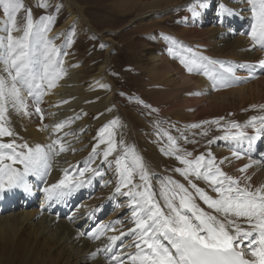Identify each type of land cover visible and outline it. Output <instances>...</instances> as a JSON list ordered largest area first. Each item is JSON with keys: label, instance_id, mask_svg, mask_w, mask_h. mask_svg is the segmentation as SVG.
Returning <instances> with one entry per match:
<instances>
[{"label": "bare ground", "instance_id": "obj_1", "mask_svg": "<svg viewBox=\"0 0 264 264\" xmlns=\"http://www.w3.org/2000/svg\"><path fill=\"white\" fill-rule=\"evenodd\" d=\"M65 2L72 12L64 23L71 19L76 20L81 31H88L98 36L101 42L107 41L108 47L101 64L94 72L85 76L82 71L73 68L71 62L65 57L62 59L61 55L58 57L55 55L57 52L55 38L50 37L51 32L54 33L55 30L42 34L38 29L32 28L33 38L29 37L28 49L32 59L42 63L46 50L54 49L53 69L60 75L55 81V86L51 88L48 87L46 80L41 81L38 77L33 79L31 81L33 95L31 96L28 95L26 85H18L27 107L17 111L11 104L7 105V112L4 119L0 120V124H3L13 135L0 137V143H10L14 140L16 145L27 144L32 148L41 145L45 150L53 141L58 143L55 145L50 159V169L46 175L37 176L30 173L25 176V187L0 193V251L5 254L18 251L23 258L22 264H30L28 261H32L31 264H117L113 257H119L121 264H133L130 256L138 251L135 244L139 237L131 230L136 227L133 212H138L139 206L134 201L133 195L125 194L130 190L134 192L135 189L132 185L122 186L117 158L131 168L135 166V158L140 157L149 173L151 190L156 193V199L162 207L164 200L161 199L160 192L162 186L168 183V178H171L188 188L193 194L192 202L199 208L212 212L221 219L223 215L214 213L208 208L190 187L189 180L176 171V169H186L188 166L170 156L166 149L158 145L157 140L151 139L150 142L145 135H141L134 126L136 123L134 118L132 119V114L130 115L116 103L113 85L105 70L108 66V51L113 45L112 40L94 29L93 23H89L82 15L75 3L76 0H65ZM170 2L169 0H152L142 3L134 0H113L110 3L120 12L128 14L133 12L126 23L128 26L148 16L159 19L161 13L180 4ZM206 11V5L200 7L196 15H193L192 11H186L185 15L189 16L191 23H196V27L183 30L179 37H196L192 40L196 42L194 52L201 53L202 57L216 61L220 53L228 58L232 68L238 65L239 68L247 67L248 72L254 70L257 77L253 81L245 86H235L220 94L214 93L204 98L207 105L201 109V96L188 97V93L201 91L205 94L203 96L211 93H208L211 87L202 70L196 74L189 72L188 69L182 70L170 64L162 51H156L149 53L152 62L144 72L153 84H158L161 88L157 100L173 95L162 102H154L160 110L170 113L175 118L188 119L202 115L207 108L206 111L211 112V109L231 106L228 130L221 133V126L207 134L210 135L204 144L207 145V154L201 162L205 165L204 171H206L208 161L212 160L213 172L216 167H219L223 173L238 180L240 187H249L250 190L255 191L256 188L264 186V127H262L264 125V66L260 64V61H264V42H257V48L252 49L256 41L251 36L254 20L250 0H241L235 7L228 9H219L218 5L216 15L218 21L222 20L224 30L222 33L217 31L216 36L209 33L206 30L208 28L198 27L199 22L205 19ZM221 14L224 16L223 19ZM10 27V23L7 25L0 19V40L6 42L7 29ZM16 27L18 30L13 31L12 34L15 37H21L18 25ZM236 30L237 32L233 35ZM5 57V49L0 47V77L10 80L8 72L5 71L7 67L4 64ZM202 63L208 67L206 64L208 61H202ZM239 63L242 65L239 66ZM245 74L247 73L244 72V77ZM37 102L41 109L40 113L36 112ZM90 114L94 115V119L88 120ZM113 121L116 123L113 124ZM137 121L140 122V119L137 118ZM58 123H63L64 127L57 131L55 126ZM104 123L106 127L100 128ZM233 124L239 125V128L232 127ZM91 125H95L98 132H96V144L89 148L84 144L92 135ZM257 129H260L259 134ZM102 130L105 131L102 133ZM239 131L245 132L246 137L241 138V142L243 141L241 145L232 147V151L238 154L239 158H237V155L228 150L227 142ZM109 134L115 144V150L106 159L104 153L109 147L107 143ZM102 135L104 143L100 142ZM250 137L254 138L249 139ZM142 139L151 144L146 145V150L141 148ZM167 141L166 139L163 143ZM177 143L175 142V146ZM61 146L64 147V151H59ZM173 147L169 142L168 148L173 149ZM94 149L98 151V157L92 152ZM161 149L164 153L159 157L157 154L162 153ZM16 150L26 151L21 148ZM149 155H152L155 160ZM109 159H113L111 168L103 173V163L105 164ZM5 163H11V161L6 160ZM245 165L250 166L246 171H240ZM13 167L23 170V165L19 163L14 164ZM85 168L89 171L81 176L80 172ZM101 174L105 175L103 180L99 182V185H95ZM155 175H159L158 177L165 179L166 182L157 181ZM139 177L140 172L137 168L132 177L133 185L142 183ZM111 178L116 180L114 185L109 184ZM59 179L65 180L66 188L52 189L53 194L49 199L44 189L56 185ZM189 179L213 199L219 198L218 193L213 191L214 185L210 182L203 178L197 179L195 175H190ZM117 187H120V192L116 191ZM91 191H93L92 194H90ZM139 199L136 197V200ZM176 202L179 203L178 200ZM107 208H110L111 213L103 220V214ZM164 210L167 212V209ZM187 214L191 215L190 212ZM230 218L236 220L242 229L250 228L245 217ZM112 236L118 239L112 242L110 241ZM253 236L258 238L256 233ZM244 243L247 245L248 242ZM93 253L96 255L93 256ZM246 258L254 259L250 253H246ZM137 264H139L138 261Z\"/></svg>", "mask_w": 264, "mask_h": 264}, {"label": "snow or ice", "instance_id": "obj_2", "mask_svg": "<svg viewBox=\"0 0 264 264\" xmlns=\"http://www.w3.org/2000/svg\"><path fill=\"white\" fill-rule=\"evenodd\" d=\"M250 2L254 20L251 36L254 41L264 42V0H250ZM0 5L3 6L11 24L10 29H7L6 42L0 40V47H3L6 52L4 64L7 67L5 71L10 77V80L0 77V120H3L8 104H11L17 111L27 107L18 85H26L28 95L31 96L33 95L31 83L33 79L38 77L41 81L46 80L48 87L51 88L55 86V81L60 74L53 69L52 54L54 49L46 50L42 63L34 61L28 51L29 37L32 35L33 28L31 10H28L27 25L23 36L15 37L12 34L13 31L18 30L15 14L23 8V4L21 0H0ZM196 14L193 12V15ZM51 22V18H48V24L39 31L41 33L50 31ZM169 51L172 52V49ZM202 61H208L210 65L219 64V69L209 70ZM181 63L189 72L203 68L204 74L214 82V87L217 83L223 84L227 76L235 77L232 67H226L223 62L213 61L208 57L184 58ZM260 64L264 66V61H260ZM36 112H41L38 102ZM63 127V123H58L55 126L57 131ZM193 127H198V125H193ZM232 127L239 128V125L233 124ZM103 131L105 130H102V133ZM257 133H260V129H257ZM12 135L11 131L0 124V137ZM244 137H246V133L239 131L231 138ZM168 140L171 145L175 146L173 137L168 135ZM100 142H105L103 135ZM57 143L58 141H53L47 146V150L41 145H36L35 148L29 147L27 144L16 145L14 140L10 143H0V193L5 190L25 187V176L30 173L37 176L46 175L50 169V159ZM107 143L109 147L104 153L106 159L115 150L111 134H109ZM17 148L26 149V151H17ZM64 150L63 146L59 149V151ZM234 155L239 158L238 154L234 153ZM176 159L188 166L186 169H176V171L189 180L190 187L195 190V194L199 195L208 208L212 209L214 213L222 214L223 219L212 212H206L199 208L192 202L193 194L189 192L188 188L171 178H168V183L162 186L160 192V197L164 200L162 207L156 199V193L151 190L149 173L140 157L135 158V166L131 168L120 158H117L116 163L121 170L122 186L132 185L135 189L134 192L130 190L125 194L133 195L134 201L139 206V211L133 212L136 227L131 230L139 237L135 244L138 251L135 255L130 256L133 264H137V261L139 264H264V186L256 188L255 191L250 190L249 187L242 188L239 186L238 180L223 173L219 167H216L213 172L212 160L208 161L207 170L202 172L203 156L196 158L195 167H193L192 161L182 156L177 155ZM6 160L11 163L6 164ZM17 163L23 165L22 171L13 167ZM249 166L245 165L240 171H246ZM137 168L142 183L133 185L132 177ZM87 171L89 169L85 168L80 172V175L83 176ZM190 175H195L197 179L203 178L214 185L213 191L218 193L219 198L213 199L207 195L189 179ZM64 183L65 180L59 182V184ZM56 187L58 185L44 189L48 193L49 199L53 194L52 189ZM120 190V187H117L116 191L120 192ZM136 197L140 199L136 200ZM164 209H167V212ZM185 210L191 215H188ZM232 216L245 217L250 228L242 229L236 220L230 218ZM254 233L258 238L253 236ZM117 239L116 236L110 237L112 242ZM245 241L248 242L247 245H245ZM246 253H250L254 259H247ZM113 259L117 261V264H121L119 257H113Z\"/></svg>", "mask_w": 264, "mask_h": 264}, {"label": "rangeland", "instance_id": "obj_3", "mask_svg": "<svg viewBox=\"0 0 264 264\" xmlns=\"http://www.w3.org/2000/svg\"><path fill=\"white\" fill-rule=\"evenodd\" d=\"M108 1L113 2V0H76L75 3L78 5L82 15L86 17L89 23L94 24H92L94 29L102 32V35L105 37L107 36L112 40L113 45L108 51V68L106 67L105 70H107V76L114 87L113 91L117 104L129 112L130 115L132 114V119L134 118V123H136L134 126H136L135 128L141 135H145L149 140L150 138L157 140L158 145L161 148L166 149L170 156L176 159V156L179 155L189 161H195L197 157H200V154L205 157L207 154V145L204 144H206L205 140L210 136L207 134L210 133L211 130L218 129L221 126V133H225L228 130V127L230 126L229 115L231 112V106L211 109V112H207V108L202 115H196L188 119L175 118L170 113H164V111L160 110L154 102H162L165 99L171 98L173 95L162 100H157L161 88L158 84L155 85L152 83V81L146 76L144 70L145 68H149L152 62L149 53H155L156 51H162L165 54V59L173 66L176 65L182 70H186L187 68L185 65L181 63L182 59H198L201 57V53L194 52L196 42L192 40L196 37H179V34L183 33V30L196 27V23H191L192 21L189 20V16L185 15L186 11H192L191 13H193L199 10V8L202 7L201 5H206L207 11L205 12V19H203L202 22H199L198 27L200 29L208 28L206 30L216 36L218 32L222 33L224 30L222 20H219V22L216 15L218 13V5L219 9H228L235 7V5L241 0H169L171 1L170 3L175 2L180 4L172 6L161 13L159 19L148 16L141 20H137L128 26L126 23L129 20V16H132L133 12L128 14L115 10V7H113ZM134 1L148 3L152 0ZM21 2L23 8L15 14L16 26L18 25L19 30L21 31L19 36H23L24 29L26 28L28 10H31L34 30L42 29L44 25L48 24V18H51L52 22L50 25V31L47 33L55 30L54 33L51 32L52 35L50 36L55 38V49L57 50L55 55L57 57L61 55L62 59L65 57L71 62L73 68L79 69V71H82L85 76L97 69L105 57L108 42H101L98 36L90 34L88 31H81L76 20L71 19L65 24L64 22L67 21L72 12L67 6L65 0H21ZM223 18L224 16L221 14V19ZM0 19L4 20L6 24L9 25V18L5 14L2 5H0ZM212 21H214V23ZM236 32L237 30L234 31L233 35ZM239 34L241 33L239 32ZM30 38L32 39L33 35H30ZM184 42H186L185 45ZM101 45H103V47H101ZM169 49H172V52H170ZM216 61L223 62L226 67H231L228 58L222 56L220 53L218 60ZM206 64L209 68L207 66L205 67L209 70H212L214 67L217 70L219 69V64ZM241 65L242 64L239 66ZM242 68L243 67L239 68L238 65H235V68H233L235 77L227 76L223 84L217 83L216 86L221 89H209L208 93H211L208 96H203L205 94L201 93V91H195L194 93H188V97L201 96L202 109L207 105L204 98L209 97L214 93L220 94L224 90H229L235 86H245L257 77L254 70H249V73L246 68H244V70ZM201 70L204 71V69H198L192 71V73L196 74ZM244 72L247 73L245 74V77ZM213 83L214 82H212V85ZM218 96L220 97V95ZM137 118L140 119V122L137 121ZM88 119H94V115L90 114ZM105 125L106 124L104 123L100 128L104 129L106 127ZM193 125H198V127H193ZM90 128L92 135L84 144L85 147L89 148L96 144V132H98L95 125H91ZM165 133H167V135H165ZM168 135L173 137L176 143L180 141V143H177L173 149L168 148ZM166 139L168 141L163 143ZM146 142V140L142 139L143 147L141 146V148L144 150H146V145H151L150 142ZM242 143L243 141L241 142V138H232L228 140L227 148L232 151L234 145L239 146ZM157 149L159 148L157 147ZM92 152L95 153L94 155L96 157L99 156L96 149L92 150ZM163 153L164 150L161 154L157 155L160 157ZM189 153L191 155H188ZM197 153H199V155H196ZM149 157L155 160L152 155H149ZM112 161L113 159H109L105 164L103 163V173L111 168ZM178 161L181 163L180 160ZM201 164V171H204L205 165L202 162ZM159 175H155L156 180L166 182L165 179L158 177ZM104 176V174H101L95 185H99V182L103 180ZM115 182V178L109 180L110 185H114ZM93 191H91L90 194H92ZM109 209L110 208L105 211L106 216H109L110 214ZM124 213L121 215L123 216ZM22 261L23 258L21 254L16 250L10 254H5L0 251V264H22ZM28 262L31 264L32 261Z\"/></svg>", "mask_w": 264, "mask_h": 264}]
</instances>
